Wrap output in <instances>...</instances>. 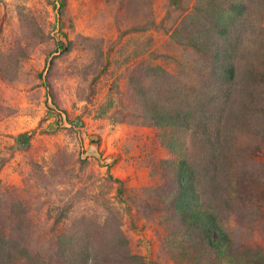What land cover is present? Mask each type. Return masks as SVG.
Returning a JSON list of instances; mask_svg holds the SVG:
<instances>
[{"label":"rangeland","instance_id":"rangeland-1","mask_svg":"<svg viewBox=\"0 0 264 264\" xmlns=\"http://www.w3.org/2000/svg\"><path fill=\"white\" fill-rule=\"evenodd\" d=\"M173 1L0 0V264H264V0Z\"/></svg>","mask_w":264,"mask_h":264},{"label":"trees","instance_id":"trees-1","mask_svg":"<svg viewBox=\"0 0 264 264\" xmlns=\"http://www.w3.org/2000/svg\"><path fill=\"white\" fill-rule=\"evenodd\" d=\"M173 3L176 4L178 3V1L174 0ZM224 22L222 23L223 24L222 26L224 27V31L222 32L223 33L225 32L226 34L228 30L227 28L231 26V23H227V21H224ZM225 49H226L225 53H227L228 50L229 51L237 50V47L229 46V48H225ZM237 64L238 63H235L234 61H232L231 59L227 57L224 58L223 63L218 64V67L222 73L224 82H226L229 85L232 83L233 79L236 78ZM254 73H255V79H256V76L258 75L259 77L258 79H260L261 82L264 84V69H262L260 72H257V73L255 71ZM249 74H251V69L249 70ZM29 140H30V135L27 132H22L16 137V142L18 146L21 148L27 147L29 144ZM196 173H199V171L195 169L193 164L191 167H188L185 161H180L178 163L175 174L176 176H178V179L181 183L186 180V185L184 183L183 184L180 183L181 191L179 192L180 194L178 195L180 199H184V200L186 199L187 193L190 192V186L187 184V180H188L187 178L189 176L194 177ZM181 205L184 209H187L186 204L184 203L179 204V206ZM184 209H181V210L184 211ZM181 210H179L180 213H182ZM192 210H193V213L191 212ZM187 217H189V219L191 218L195 219L196 225H197L195 227V232L198 234V240L209 251L217 252L218 250L226 247L227 244L230 242L229 236L226 234V232L221 228L216 229V227L214 226V221H213V224L210 222V220H213V214L205 213L203 208L200 205H196L194 206V209L193 208L190 209V215L188 214ZM210 226H212L214 230H216L217 238L211 236L208 230Z\"/></svg>","mask_w":264,"mask_h":264}]
</instances>
